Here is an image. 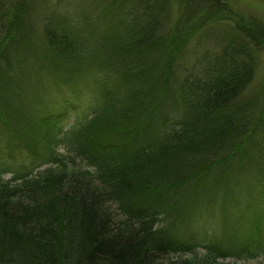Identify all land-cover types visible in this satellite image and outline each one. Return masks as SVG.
<instances>
[{
	"label": "trees",
	"instance_id": "1",
	"mask_svg": "<svg viewBox=\"0 0 264 264\" xmlns=\"http://www.w3.org/2000/svg\"><path fill=\"white\" fill-rule=\"evenodd\" d=\"M19 8L15 14L5 15L1 24L5 30L1 49L6 41L12 42L6 47L10 55L0 57V121L10 114L6 106H23L29 102L25 98L18 100L19 103L16 99L8 103L11 92L21 91L24 95L30 92L33 96L34 82L38 83L46 69L51 70L52 76L55 72L54 80L62 79L59 72L66 65L71 69L81 57L95 50L92 49L95 38L90 32H96L99 23L113 16L111 12L105 13L101 20V16L94 19L84 14L87 17L84 26L67 27L62 32L47 27L43 32V48H38L44 55L32 63L22 50L13 55L17 50L14 39L20 32L18 26L26 27L29 33L36 32L29 23L33 12L26 5ZM153 21H133L116 33L117 40L104 38L107 43L99 44L103 51L100 55L94 53L90 63L119 62L127 69L124 84L129 82L134 73L131 65L135 63L131 51L142 53L160 44L156 41L161 37L155 38L161 27ZM176 33L178 36L174 37ZM183 34L174 29L166 37L170 36V43L179 36L184 37ZM92 36L98 37L97 33ZM36 55L32 54L33 59ZM174 57L166 61L167 73L173 71L170 70ZM219 66L222 71L217 75L208 74L207 81L191 88L182 107L179 105L159 128L126 141L107 140L101 135L122 127L121 124L132 128L134 122L144 120L140 117L144 109L132 100H125L131 105L121 107L122 96L115 99L116 91L113 94L105 89L100 110L88 113L74 128L71 137L77 138L66 142L64 154H51L47 168L32 176H22L18 182L0 177V264H173L172 257L194 252L199 247L207 249L214 262L220 258L241 260L255 256L257 249L252 251L250 246H238L236 250L222 247L203 225L194 231L189 222L191 216L182 202L155 190V187L187 182L198 172L213 170L218 165L219 171H225L223 174L230 173L239 148L250 139L253 142L252 132L255 134L263 126L264 105L255 117L252 104L246 107L239 102L252 81V70L225 63ZM57 95L62 100L58 111H53L61 118L78 98L70 96L69 102L62 89L56 93L42 91L34 97L42 107L48 108L57 103L54 100ZM38 119L43 124L52 120L46 114ZM258 133L261 135L259 146L251 144L257 151L248 152L250 161L240 163L246 169L251 161L264 163V136L261 130ZM7 134L12 142H17L13 134ZM4 137L0 136V148L6 147V142L11 144ZM223 191V205H238L244 197L242 194L238 199L225 197ZM263 192L264 189L259 195L263 196ZM201 193L206 190L202 189ZM185 212L187 219L180 227L178 222Z\"/></svg>",
	"mask_w": 264,
	"mask_h": 264
},
{
	"label": "rangeland",
	"instance_id": "2",
	"mask_svg": "<svg viewBox=\"0 0 264 264\" xmlns=\"http://www.w3.org/2000/svg\"><path fill=\"white\" fill-rule=\"evenodd\" d=\"M24 5L33 12L30 14L29 23L31 22L36 32H30L31 37L26 27L18 26L20 32L14 39L17 50L13 51V55L22 50L25 58L32 63L44 55L43 50L38 48H43V32L47 27L62 32L67 27L84 26V21L87 20L85 15H92L94 19L101 16V20L105 13L110 15L111 12L113 16L110 15L107 22L103 21L102 24L98 22L96 32H90L89 35L95 38L92 47L95 50L81 57L74 63V67L70 66L73 71L66 65L59 72L62 79L54 80L55 72L52 76L51 70L46 69L38 83L34 82L33 96L29 95L30 92H26L25 96L21 91L9 94L8 103L14 99L18 101L25 98L29 102L23 106H6L10 114L7 119L0 121V136L4 135V139L11 140L8 132L17 140L16 143L11 140V144L6 142V147L0 148V177L5 181L18 182L22 176H32L48 167L51 154H64L66 142L70 138L71 142L77 138L71 137L74 128L86 119L88 113L95 114L100 110L99 105L105 89L113 94L116 91L115 99L122 96L119 102L121 107L131 105L127 102L132 100L139 102V106L144 109L142 115L140 114L144 120L134 122L132 128L121 124L120 128L106 131L101 136L107 140L126 141L152 128H159L170 114L180 108L179 105L182 107V101L188 98L191 88L207 81L210 78L208 74L217 75L222 71L219 68L222 63L252 70V81L239 102L245 103L246 107L252 104L255 117L262 110L264 0H0V41L5 34L1 25L6 19L5 15L15 14ZM150 19L154 20V25L161 27L155 38L161 37L156 41L160 44L151 46L142 53L135 49L131 51V58L135 63H131L134 73L129 82L124 84L127 69L119 62L107 65L99 61L95 62L96 65L90 63L94 53L100 55V51H103L99 44L107 43L104 38L117 40L116 33L125 30L133 21L144 23ZM174 29L179 31V35L184 32V37L179 36L169 43L171 38L166 35H169V30ZM95 33L98 37L92 36ZM176 36L177 33L174 37ZM11 42L12 40L6 41L3 49L0 45V57L10 55L7 48ZM110 51L112 52L111 49ZM32 54H37L34 59ZM171 56H175L173 68L170 70L173 71L167 73L169 70L165 64ZM33 78L37 79L35 76ZM57 89L65 91L69 102L70 96L72 99L78 98L66 108L67 113L61 118L54 114L62 100L59 95L54 97L57 103L48 108L42 107L40 101L34 97L42 91L50 93L53 90L56 93ZM135 108L139 109L136 106ZM43 113L52 120L46 124L40 122L38 118L43 117ZM263 128L264 123L255 134L252 132L254 141L251 142L250 139L243 148H239L238 156L232 161L230 173L223 174L225 171H219L218 165L213 170L198 172L187 182L155 187L162 196L182 202L191 216L189 222L194 231L199 229L197 227L204 226L213 233L215 241L222 247L236 250L238 246H250L252 251L255 248L258 253L241 260L227 257L214 262L207 249L199 247L194 252L172 257L173 264H264V192L263 196L259 195L264 189V163L259 161L255 164L251 161L246 164L248 169L240 164L250 161L251 156H246L248 152L257 151L255 147L259 146L261 136L258 131L261 130L264 136ZM79 136L82 137L83 133L80 132ZM258 151L260 152L259 148ZM255 154L258 155L257 152ZM223 188L224 191L220 190ZM202 189L206 193H201ZM222 191L225 197L238 199L240 194L244 197L238 205H223ZM185 217L186 212L178 222L180 227L186 222Z\"/></svg>",
	"mask_w": 264,
	"mask_h": 264
}]
</instances>
